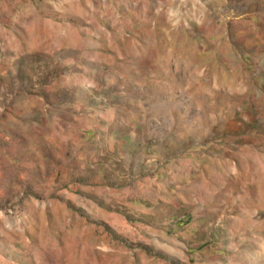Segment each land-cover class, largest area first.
I'll return each instance as SVG.
<instances>
[{"label":"rangeland","instance_id":"1","mask_svg":"<svg viewBox=\"0 0 264 264\" xmlns=\"http://www.w3.org/2000/svg\"><path fill=\"white\" fill-rule=\"evenodd\" d=\"M0 264H264V0H0Z\"/></svg>","mask_w":264,"mask_h":264}]
</instances>
